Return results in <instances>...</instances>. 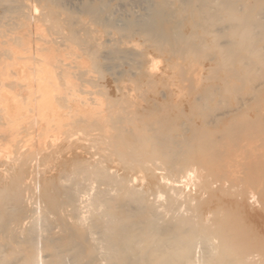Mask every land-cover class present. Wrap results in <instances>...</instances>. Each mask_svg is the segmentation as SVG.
I'll return each instance as SVG.
<instances>
[{
	"label": "bare ground",
	"instance_id": "obj_1",
	"mask_svg": "<svg viewBox=\"0 0 264 264\" xmlns=\"http://www.w3.org/2000/svg\"><path fill=\"white\" fill-rule=\"evenodd\" d=\"M180 182L264 188V0H0V264L263 263Z\"/></svg>",
	"mask_w": 264,
	"mask_h": 264
},
{
	"label": "rangeland",
	"instance_id": "obj_2",
	"mask_svg": "<svg viewBox=\"0 0 264 264\" xmlns=\"http://www.w3.org/2000/svg\"><path fill=\"white\" fill-rule=\"evenodd\" d=\"M158 87L156 88V89H154L156 92H158L159 91V89H162V85H157ZM155 88V87H154ZM177 88V86H175V88H173V90H177L176 89ZM152 90L153 89H151V88H149V89H147L146 90V93H145V95L147 94V97L146 98H150L151 96H148V95H152ZM151 91V92H150ZM154 91V93H153V95H152V97L155 95V92ZM174 92V91H173ZM187 105H185L184 103H182V109L185 111V112H187L188 111V113H189V110H187L188 108L186 107ZM180 108H181V106H180ZM186 108V109H185ZM250 113H252L253 114V112H250ZM252 114H250V115H252ZM74 138H72L73 140H72V142H75V144H73L74 146H76V149L77 150H79V151H75L76 149L74 148V146H73V148H74V151H73V148L71 147L70 149H67V148H65L66 147V145L68 144V139H61V140H63V141H61L60 139L58 140V142L57 141H55V142H52V144H49L50 142H47L46 144H45V147H47V148H55L56 149V146L57 147H61L62 148V153H61V156L62 157H60V159H56V160H54V161H56L55 163H53L54 161H52V163H51V166L53 167H55V170L54 171H57L58 169H60V168H62V166L64 165L63 164V162L66 160V158L68 159V160H70L69 159V157L71 156L72 157V159H74L73 157H77V158H80V157H84V158H88V156H89V154H86L87 153V149H88V147H86V150L84 151L83 149H85V145H84V141L82 140V136H78L77 135V137L76 136H73ZM60 141V142H59ZM57 143V144H56ZM79 143V144H78ZM49 144V145H48ZM61 144H62V146H61ZM81 144V145H80ZM77 146H83V149L81 148V150L77 147ZM64 149H66V150H68V151H65ZM64 150V151H63ZM83 150V151H82ZM69 151H70V153H69ZM72 151V152H71ZM83 153H84V155H83ZM67 154V155H66ZM73 154V155H72ZM74 154L76 155V156H74ZM81 154V155H80ZM65 157V159H63ZM82 157V158H83ZM86 158V159H87ZM76 159V158H75ZM114 159H116V158H114ZM59 160H60V162H59ZM64 160V161H63ZM88 160H89V158H88ZM63 161V162H62ZM62 162V163H61ZM114 162H112V164H113ZM54 164V165H53ZM111 164V163H110ZM115 164V163H114ZM58 166V167H57ZM112 166V165H111ZM60 167V168H59ZM114 168V167H113ZM57 169V170H56ZM154 169H156V168H150V169H147V170H145V171H143L142 173H144V174H142L140 171V173L139 172H137V171H134L135 173L137 172V175L134 173V172H132V173H130V172H128L129 173V175H127L129 178H131L132 179V177L133 178H135L136 177V179L134 180H131L130 182H132V184L131 185H137V187L139 186H141L140 187V189H142V190H144L147 194H151V197L152 196H154V194H156V193H163L162 195L163 196H165L164 198H163V196L161 197V200H162V203L163 202H166V198H167V195L164 193L165 192V190L167 189H165V190H163L166 186H168V185H170V183L168 182L169 180L167 179V182L169 183H167L166 182V180H165V183H167V185H165V183H164V179L165 178H163V177H161V175L162 174H164L165 173V171H163L162 172V170H160L159 171V173L161 174V175H159V174H157L158 173V170L156 169V171L154 170ZM118 170V169H117ZM153 170V171H152ZM119 171H121V170H119ZM153 172V174H151V172ZM124 172V174H128L126 171H122L121 173H123ZM148 172V173H147ZM149 172H150V174H149ZM156 175H155V174ZM130 174H132V175H130ZM134 174V175H133ZM149 174V175H148ZM136 175V176H135ZM139 175V178L137 177ZM140 175L141 176H143V178H140ZM144 175H146L147 176V178H146V176H144ZM151 175H154V176H151ZM149 176V177H148ZM159 176L161 177V179L159 178ZM164 176V175H163ZM179 177H180V175H178ZM158 177V178H157ZM179 177H177V178H179ZM156 178V179H155ZM138 179V180H137ZM147 179V180H146ZM153 179V180H152ZM155 179V180H154ZM181 179V178H180ZM184 179V178H183ZM136 180H137V182H136ZM141 180H143V181H141ZM157 180V181H156ZM163 181V183L162 184H164L165 186H161V187H159V186H156V185H159V184H161L160 183V181ZM205 180V179H204ZM201 180V185L200 186H205L206 187V184H208L207 182H208V180ZM140 181V182H139ZM153 181V182H152ZM159 181V182H158ZM135 182V183H134ZM139 182V184L140 183H142V184H136V183H138ZM158 182V183H157ZM210 182V181H209ZM145 183V184H144ZM184 182H180V184L179 185H181L182 184V186L184 185V187H181L182 189H184L185 187H186V191H185V189L183 190V192L185 193V194H188V195H190L189 193H191V195L190 196H193L194 198H195V200H193V199H191V201L194 203V206H192L191 205V203L192 202H188L189 204V206H188V208H192V209H190V210H193V212H194V207H196L195 209H196V215H197V218H198V216H199V218H198V221H201V222H205V221H208V219H209V217H210V215H208L209 214V212H210V214H211V210H213V208L215 207V205H217L218 203L219 204H222V205H225V207L227 208V209H233V210H236L235 212L237 213V215L239 216L238 218H242L241 219V221L243 222V224H242V222H241V224L245 227V229L247 230V228H248V230L251 232H248L247 233V235H249L250 234V238L251 239H254V241H255V239H260V241H262V242H260L259 240V243H260V245H261V249L259 250L260 251V253H261V260H262V262L263 263H261V264H264V247L262 248V246H264L263 244V242H264V203H263V201H264V188H261V189H259V190H262V191H259L258 189H257V191H256V193L259 191V193H255L256 194V196L254 197V199H252L251 201H248V192H246V190H241L243 193L245 192V194H244V196H243V193H241L240 191H239V189L237 188V190L236 189H234V191L232 190V191H230L229 193H227V195L226 194H224V193H226L225 191H220L221 189H220V187L219 186H215V188H212V186L209 188V190L207 189L206 191H205V188L203 189L204 190V192L203 191H201L202 189L199 187V186H196V185H192V184H189V185H187L186 183H184ZM147 185V186H146ZM156 187H155V186ZM192 185V186H191ZM154 188H153V187ZM138 187V188H139ZM159 187V188H158ZM189 187V188H188ZM196 187V188H195ZM217 187V188H216ZM146 188V189H145ZM149 188H151V189H149ZM156 188V189H155ZM153 189H155V190H153ZM159 189V190H158ZM160 189H162V190H160ZM188 189V190H187ZM190 189V190H189ZM220 189V190H219ZM200 190V191H199ZM149 191H150V193H149ZM155 191H156V193H155ZM159 191H161V192H159ZM193 191V192H192ZM196 191V192H195ZM197 191H199L200 193L198 194V196L197 197H195L194 195L196 194V193H198ZM153 192V193H152ZM203 192V193H202ZM207 192V193H206ZM220 192H222V194L220 193ZM238 192V193H237ZM231 193V195H230V197H229V194ZM153 194V195H152ZM192 194H194V195H192ZM207 194V195H206ZM239 194V195H238ZM241 194H242V196H241ZM197 195V194H196ZM205 195V197H203ZM223 195H225V196H223ZM223 196V197H222ZM228 196V197H227ZM232 196V197H231ZM241 196V197H240ZM198 197H200V199L198 198ZM239 197L240 198H242V199H239ZM196 198H197V201H196ZM238 199V200H237ZM164 200V201H163ZM211 200V201H210ZM240 200V201H239ZM242 200V201H241ZM260 201V204H259V201ZM207 201V202H206ZM236 201H238L239 202V204L238 205H240V206H238V208L237 207H233V204L236 202ZM248 201V202H247ZM240 202H242L241 204H240ZM250 202V203H249ZM192 203V204H193ZM199 203V205H197V204ZM195 204H196V206H195ZM213 205V206H212ZM198 206V207H197ZM235 206V205H234ZM207 208V209H206ZM211 210H210V209ZM197 209H198V211H199V209L201 210V211H197ZM239 209V210H238ZM252 209V210H251ZM209 211V212H206V211ZM203 211V212H202ZM201 212V213H200ZM205 212V213H204ZM207 213V214H206ZM243 213V214H242ZM202 214V215H201ZM205 215V218H208V219H205L204 218V215ZM200 215L202 216V217H200ZM209 216V217H208ZM200 219V220H199ZM203 219V220H202ZM250 227H252V228H250ZM251 229V230H250ZM255 232H257V233H255ZM255 233V234H254ZM257 240H256V242H257ZM262 243V244H261ZM259 245V246H260Z\"/></svg>",
	"mask_w": 264,
	"mask_h": 264
}]
</instances>
